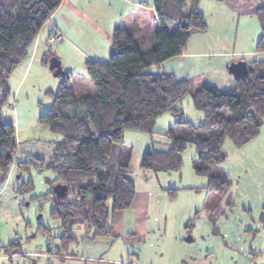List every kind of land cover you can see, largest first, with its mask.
I'll return each mask as SVG.
<instances>
[{
  "label": "trees",
  "instance_id": "trees-1",
  "mask_svg": "<svg viewBox=\"0 0 264 264\" xmlns=\"http://www.w3.org/2000/svg\"><path fill=\"white\" fill-rule=\"evenodd\" d=\"M60 3L0 0V183L7 179L16 154L13 124L1 114L9 95L7 80ZM198 4L199 0H153L155 19L144 25L132 20L114 27L108 60L85 61L94 94L80 97L75 109L68 106L73 97L68 74L60 76L53 105L40 115L39 122L61 135L41 167L54 175L52 186L61 183L68 187L63 198L48 193L53 199L49 217L62 230L59 238L63 246L73 243L76 225L91 231L92 238L112 235L107 227L109 216L130 207L135 191L123 129L152 133L157 117L169 112L174 118L165 133L169 147L166 152H147L141 168L176 170L182 163L180 154L192 145L195 174L205 177L207 189L218 196L229 186L228 174L221 166L224 141L241 147L259 133L264 120V58L247 62L248 73L235 77L228 90L149 71L181 54L190 32L205 31ZM254 14L261 31L254 51L264 54V7ZM187 95L202 117L196 125L183 118L181 101ZM28 190V184H21L15 193L23 195ZM261 221L264 223V216ZM17 245L9 242L2 249L5 254H15Z\"/></svg>",
  "mask_w": 264,
  "mask_h": 264
},
{
  "label": "rangeland",
  "instance_id": "rangeland-1",
  "mask_svg": "<svg viewBox=\"0 0 264 264\" xmlns=\"http://www.w3.org/2000/svg\"><path fill=\"white\" fill-rule=\"evenodd\" d=\"M200 9L205 11L210 26L202 33L213 39L220 11L206 4ZM133 14V18H147L144 14ZM131 19L130 15L121 19L118 26H125ZM257 25L260 29L255 16L252 25L247 24L244 31L243 28L239 31L236 42L230 39L222 50L246 49L255 37ZM82 29L81 34L69 31L61 42L49 41L45 30L39 31L44 35V54L34 57L29 49L27 57L8 78L9 95L1 114L13 124L21 145L47 147L61 140L60 134L39 122L40 115L52 107L61 81L60 76L54 77L49 70L50 59L56 58L61 71L68 74L73 95L69 107L75 109L80 97L94 94L85 70L87 53L106 61L109 49H102L101 38L90 28ZM192 33L191 38H201V34ZM181 109L183 118L194 125L202 119L190 95L181 101ZM173 122L172 115L164 112L155 120L152 133L134 129L122 132L123 143L130 149L128 170L136 200L147 197L143 214L146 232L139 235L134 230L133 235H127V230L122 235L116 231L112 220L116 221L120 212L114 219L110 215L107 221V227L113 229L112 235L92 238L91 231L76 225L73 243L63 246L59 238L62 230L49 217L53 199L48 193L54 175L41 167L37 156L17 151L9 171L10 181L17 187L29 186L26 194L18 195L19 206L26 212L29 224L19 229L9 227L0 219V264H264V223L261 221L264 216V120L259 133L245 145L235 147L224 141L221 166L228 174L229 186L222 196L208 190L207 179L195 174L191 164L195 152L192 145L180 154L182 163L176 170L152 172L141 168L147 152L167 151L169 140L165 133ZM19 163L21 170L17 167ZM187 238L191 241H186ZM9 242L18 244L17 254L4 253L2 246Z\"/></svg>",
  "mask_w": 264,
  "mask_h": 264
},
{
  "label": "crops",
  "instance_id": "crops-1",
  "mask_svg": "<svg viewBox=\"0 0 264 264\" xmlns=\"http://www.w3.org/2000/svg\"><path fill=\"white\" fill-rule=\"evenodd\" d=\"M203 4L208 5L213 10L220 11L217 34L214 35L213 39L198 31L193 32H195L194 34H201V38H191L193 33L190 32L186 47L181 54L149 68V71L170 74L178 81L191 80L195 85H207L219 90H228L234 85V77L227 70L230 63L239 60L247 63L264 58V54L254 51L255 43L261 33L260 29L257 25L258 30L255 29L253 34L255 37L252 38L251 45L244 50H222L223 44L230 39H235L236 42L239 31L242 32V28L244 31L247 24L252 25V19L255 17L254 13L258 8L264 7V0H223L222 2L199 0L198 9L203 14L206 23V31L204 32H207L210 26L209 21L206 20L205 11L200 9ZM133 12L138 13V15H147V18H133L131 16ZM129 15L132 19L128 22L134 20L140 25L155 19L157 15L153 0H61L59 7L43 24L40 31L43 30L42 32H44L45 30V36L46 38L49 37V41H52L51 36L53 33H59L62 37L55 42H61L63 35H68L69 31L80 33L83 30L82 27L90 28L97 34V37L101 38L103 42L102 49L106 48L105 51H107L110 47L112 30L118 26L121 19H125ZM173 29V26L168 27L170 32ZM42 36L44 35L39 32L30 48L34 57L37 54H44L45 47L43 46ZM104 41L107 46L106 44L104 46ZM217 45L219 48H217ZM87 57V60L107 61L102 58L95 59L94 56L88 53ZM245 57H249V59H245ZM236 58L237 60H235ZM15 141L16 152L35 155L43 164L50 159L54 148L51 145L47 147L21 145L20 140L16 137ZM11 178L12 174H9L7 180L0 185V219L4 220L9 227L14 226L22 229L29 224V219L24 209L19 206L21 197L15 193L18 187L14 182L11 183ZM145 204L147 205V197L146 200L145 197L136 200L134 193L130 207L127 210L120 211L121 215H118L116 221L112 220L113 224L116 225V231L121 232V235L123 230H127L129 233L127 235H133L131 233L133 230L138 235L139 233L144 234L147 223L145 222V216L143 217L146 212ZM120 212H115L113 219L115 214ZM111 230L113 229L111 228ZM90 248L93 249V247ZM128 251L131 252L130 249ZM88 258L93 259L94 257L90 256Z\"/></svg>",
  "mask_w": 264,
  "mask_h": 264
},
{
  "label": "water",
  "instance_id": "water-1",
  "mask_svg": "<svg viewBox=\"0 0 264 264\" xmlns=\"http://www.w3.org/2000/svg\"><path fill=\"white\" fill-rule=\"evenodd\" d=\"M49 70L53 71V76H64L65 72L61 71L60 63L56 58L50 59ZM227 70L234 78L245 76L248 73L247 63L243 60L232 62L228 65ZM68 187L61 183H57L52 186V193L56 198H63L67 192ZM186 241H191V238H187Z\"/></svg>",
  "mask_w": 264,
  "mask_h": 264
},
{
  "label": "built area",
  "instance_id": "built-area-1",
  "mask_svg": "<svg viewBox=\"0 0 264 264\" xmlns=\"http://www.w3.org/2000/svg\"><path fill=\"white\" fill-rule=\"evenodd\" d=\"M60 39H61V35L57 32L53 33V35L51 36L52 41H58Z\"/></svg>",
  "mask_w": 264,
  "mask_h": 264
}]
</instances>
